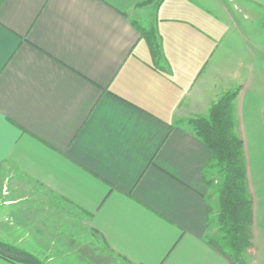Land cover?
<instances>
[{
	"label": "crops",
	"instance_id": "obj_1",
	"mask_svg": "<svg viewBox=\"0 0 264 264\" xmlns=\"http://www.w3.org/2000/svg\"><path fill=\"white\" fill-rule=\"evenodd\" d=\"M251 9L264 0H0V240L48 264H232L208 242L212 152L185 121L238 89L264 264V42L231 37Z\"/></svg>",
	"mask_w": 264,
	"mask_h": 264
},
{
	"label": "trees",
	"instance_id": "obj_2",
	"mask_svg": "<svg viewBox=\"0 0 264 264\" xmlns=\"http://www.w3.org/2000/svg\"><path fill=\"white\" fill-rule=\"evenodd\" d=\"M154 54L157 46L151 42ZM239 90L228 91L214 102L207 117L187 119L193 133L211 150L203 179L209 190L214 188V203L209 213V244L232 264H249L248 251L252 247L253 201L249 192L244 143L237 132L233 107ZM213 175L218 179L209 178ZM213 196H209L212 201ZM0 257L15 264H48L20 247L0 240Z\"/></svg>",
	"mask_w": 264,
	"mask_h": 264
},
{
	"label": "rangeland",
	"instance_id": "obj_3",
	"mask_svg": "<svg viewBox=\"0 0 264 264\" xmlns=\"http://www.w3.org/2000/svg\"><path fill=\"white\" fill-rule=\"evenodd\" d=\"M226 4L231 7V12L235 11V10H233L234 5L232 3L228 2V3L223 4L222 9H218L215 6V8L212 10V12L214 14L213 16L214 17L218 16L219 18L221 17V19H222L224 17V14H225V11H223V8L225 7L224 5H226ZM250 12H252V13H250ZM250 12H248L247 13L248 16L245 17L244 13L236 10V14L238 15V18L236 19L237 28H234V32L231 31V34H232L231 37H233V35H234L237 39L236 41L240 42L241 41L240 40L241 37L239 35V33H240L243 35V37H245L247 40H250L253 43L254 42H260V41L264 42V13H263V11L256 10V9H251ZM241 45H242L241 43H238L239 48L241 47V49L244 50V48H243L244 46L243 45L241 46ZM259 86L260 85H257V86H255V88L261 90V88ZM208 112L209 111H207L205 113V117L208 116V114H209ZM198 117H201V116H198ZM234 119H235V117H234ZM235 121H236V119H235ZM209 178L215 179L216 180L215 183L218 182V179L216 177H214L213 175H210ZM213 190H214V188L210 189L208 195L213 196L211 203H213V207H214L216 205L214 203L215 198H214V194H213L214 191ZM1 210H2V207H0V213L2 212ZM3 220H5V217H3ZM215 232H216V227H215V225L212 224L211 229H209L208 235L212 236L215 234ZM28 239L33 240V236L28 235ZM88 242H89V244L87 246H85L86 249L85 248L81 249V252L84 253V255L88 258H89V256H91V254H94L95 257H97L96 252L99 248V243L96 242L95 240L93 241L92 239H90ZM101 255L103 257H105L102 259V261L105 262L104 264H114V263L116 264V262L109 255H106L104 253H102ZM78 259H79L78 255L76 253H73V251H72V252H69V254H67L66 257L56 259V264H74L75 261H78Z\"/></svg>",
	"mask_w": 264,
	"mask_h": 264
}]
</instances>
